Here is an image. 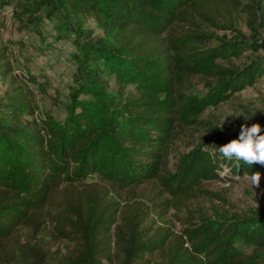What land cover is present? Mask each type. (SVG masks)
Instances as JSON below:
<instances>
[{
	"label": "trees",
	"instance_id": "trees-1",
	"mask_svg": "<svg viewBox=\"0 0 264 264\" xmlns=\"http://www.w3.org/2000/svg\"><path fill=\"white\" fill-rule=\"evenodd\" d=\"M241 7L240 0L17 4L16 19L33 27L42 10L73 19L75 87L61 120L38 110L30 86L44 93L45 82L26 70L11 76L0 46V79L7 80L0 98V264H264V217L254 213L187 212L179 235L145 226L149 212L181 208L206 193L203 182L224 180L223 166L230 177L264 175V165L241 162L237 170L236 160L219 154L238 135L175 150L207 128L200 117L207 107L264 78V59L232 64L246 51H264L255 32L225 40L204 29H221ZM88 14L101 32L94 39L79 20ZM263 26L259 14L249 30ZM194 80L206 89L199 98L187 92ZM145 184L160 188L156 210L118 201Z\"/></svg>",
	"mask_w": 264,
	"mask_h": 264
},
{
	"label": "rangeland",
	"instance_id": "rangeland-1",
	"mask_svg": "<svg viewBox=\"0 0 264 264\" xmlns=\"http://www.w3.org/2000/svg\"><path fill=\"white\" fill-rule=\"evenodd\" d=\"M23 0H4L0 5V46L5 48L6 61L10 64V75L24 76L25 70L34 75L39 82H45V92L39 93L34 86L33 100L38 110L49 111L55 119L64 116L63 105L68 101V96L75 87V66L72 54L76 52L73 43L74 35L73 19L63 17L58 11L51 16L44 15L45 10L39 14L40 22L35 27L24 23L23 19H16L17 4ZM240 11L227 18V22L220 21L221 29L205 27L207 32L225 40H248L255 32V38L264 44V26L249 30V23L253 26L259 14L264 16V0H240ZM255 18V20H253ZM81 28L90 38L101 36V32L91 14L79 17ZM254 21V22H253ZM66 22V24H65ZM222 22V23H221ZM70 27V29L68 28ZM264 59V51H246L238 59L232 60V64L239 66L252 60ZM111 86L113 80L106 78ZM7 85V80L0 79V98ZM130 89L127 88V91ZM191 96L201 97L206 89L198 80L191 83ZM207 122V128L199 129L192 134L189 141L191 146L185 147L183 142H176L175 150L180 153L188 152L192 146L210 141L218 144L232 136L238 135L239 126L245 122L264 124V78L259 79L252 87H247L240 92L231 95L227 101L215 107H207L200 116ZM174 159H170L168 168L172 171ZM226 168L222 167L220 176L224 180H210L203 182L205 194H199L194 198L183 201L181 208H171L156 216L149 210L152 204L157 202L155 192L160 189L153 184L141 185L134 189L120 193L118 201L135 204L141 210L149 212L145 226L152 231L158 228L167 229L170 233L179 235L182 229V219L189 212L195 216L197 212L209 214L211 208L225 210L229 214L237 216H249L254 213L264 217V175L261 176L259 186L252 185L250 177H230ZM225 174V175H224ZM93 177L92 181H96ZM160 191V190H159ZM161 198L168 199L167 194Z\"/></svg>",
	"mask_w": 264,
	"mask_h": 264
},
{
	"label": "clouds",
	"instance_id": "clouds-1",
	"mask_svg": "<svg viewBox=\"0 0 264 264\" xmlns=\"http://www.w3.org/2000/svg\"><path fill=\"white\" fill-rule=\"evenodd\" d=\"M219 154L227 160H236V168L243 162L250 167L254 163L264 165V133L259 123H241L238 136L218 148ZM246 178L249 177L247 171L244 172ZM261 173L254 172L250 175L252 185L259 186Z\"/></svg>",
	"mask_w": 264,
	"mask_h": 264
}]
</instances>
